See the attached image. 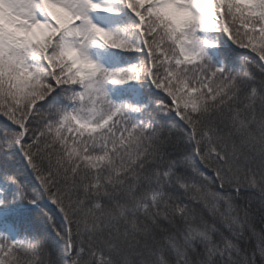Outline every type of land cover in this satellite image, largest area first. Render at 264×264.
Wrapping results in <instances>:
<instances>
[{
  "label": "snow or ice",
  "instance_id": "obj_1",
  "mask_svg": "<svg viewBox=\"0 0 264 264\" xmlns=\"http://www.w3.org/2000/svg\"><path fill=\"white\" fill-rule=\"evenodd\" d=\"M0 264H264V0H0Z\"/></svg>",
  "mask_w": 264,
  "mask_h": 264
},
{
  "label": "trees",
  "instance_id": "obj_2",
  "mask_svg": "<svg viewBox=\"0 0 264 264\" xmlns=\"http://www.w3.org/2000/svg\"><path fill=\"white\" fill-rule=\"evenodd\" d=\"M24 178H25L26 180H27V179H30V178H29V177H27V176H25Z\"/></svg>",
  "mask_w": 264,
  "mask_h": 264
}]
</instances>
